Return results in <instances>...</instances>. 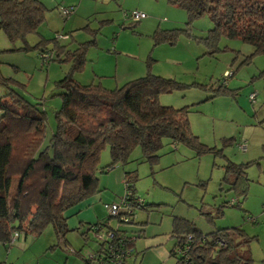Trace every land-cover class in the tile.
<instances>
[{"label":"rangeland","instance_id":"obj_1","mask_svg":"<svg viewBox=\"0 0 264 264\" xmlns=\"http://www.w3.org/2000/svg\"><path fill=\"white\" fill-rule=\"evenodd\" d=\"M41 2L45 7V22L36 33L27 36L26 44L21 40L10 43L0 30V79L15 80L17 84L12 88L45 110L43 145L48 144L55 129L54 114L61 105L58 95L61 91L55 82L69 70V62L53 61L42 65L43 60L34 47L42 41L52 48V40L57 36L59 45L74 50L96 31V45L87 51L85 67L75 74V79L88 84L92 72L103 73L106 76L103 81L107 80L114 88L117 79L122 80L117 84L121 86L128 81L132 70L140 65L144 74L149 64L152 74L172 78L183 85L171 93L161 94L160 104L176 109L190 107L191 132L200 143L215 151L196 155L184 145H177L174 149L165 143L158 162L150 165L143 161L141 151L136 147L125 163L100 172V168L110 161L105 147L100 152L95 172L98 193L109 200L119 201L124 193V173L131 172V180L126 182L134 185L136 195L149 207L147 221H143L147 223L149 233L160 229L171 234L174 217L189 221L204 234L210 233L214 227L238 224H242L243 229L264 227V221L256 225L243 221L241 211L235 207L225 208L224 216L213 219V208L219 209L231 194L225 191L227 187L224 185L220 189L222 166L226 161L248 164L251 182L247 199L254 201L256 185L264 186V53L252 55L251 45L223 36L214 46H208L205 38L212 28L211 21L204 16L187 26L186 11L169 5L166 0ZM66 7H72L73 11L64 16L61 10ZM133 10H142L148 20L142 19L129 28L131 20L125 14ZM158 28H181L182 31L177 32L170 43L155 40L153 32ZM25 45L28 49L21 50ZM250 55L251 58L245 61ZM134 75L135 78L141 76ZM94 82H98V77ZM223 82L231 91L217 94ZM3 89L0 85V91ZM251 94H255L253 101L249 98ZM243 142L247 150L240 147ZM133 173L135 180L132 179ZM104 185L106 188L101 189ZM95 206L101 217L107 216L102 205L96 203ZM76 223L67 224L65 243L55 236L51 225L46 226L40 236L24 238L19 234L12 245L6 247L0 243V264H84V259L97 248V243L84 240L81 231L72 228ZM258 234L264 244V229Z\"/></svg>","mask_w":264,"mask_h":264},{"label":"trees","instance_id":"obj_2","mask_svg":"<svg viewBox=\"0 0 264 264\" xmlns=\"http://www.w3.org/2000/svg\"><path fill=\"white\" fill-rule=\"evenodd\" d=\"M166 1L186 11L187 26L204 16L211 21L212 28L205 38L208 46H214L223 36L251 45L252 55L264 53V0ZM141 20H131L129 28ZM44 22L45 7L40 0H0V30L10 43L21 40L26 44L27 36L36 33ZM180 29L158 28L153 36L156 41L172 43ZM95 32L74 50L59 45L57 36L52 40V48L42 41L34 47L43 60L42 65L69 62V70L55 82L61 91L58 94L61 105L54 114L55 129L45 146V110L17 93L12 88L17 84L15 80L0 79L4 88L0 91V243L6 247L12 245L13 233L24 238L37 237L48 225L60 242H66L65 213L100 191L95 172L105 147L110 161L100 172L125 163L136 147L143 161L150 165L158 162L165 143L174 149L184 145L196 155L215 153L191 132L190 107L176 109L159 102L161 94L171 93L183 85L172 78L152 74L148 63L142 76L114 88L104 87L100 80L83 84L75 79V74L85 67L87 51L96 45ZM25 46L21 50L26 51L28 46ZM226 91L231 89L223 82L216 93ZM247 167V163L235 164L229 160L222 166L220 189L226 186L225 191L232 193L233 200L222 203L219 209L214 207L213 219L224 216L227 207L244 211L241 206L251 182ZM132 175L135 180V173ZM127 180H131V172L124 173V195L132 201L137 195L134 185ZM145 206L143 200L141 209ZM242 219L254 221V217L245 215ZM134 225L135 220L126 223L107 213L104 219L88 225L96 231L111 232L106 241L87 238L85 230L81 236L97 243L92 253L103 259L113 249L129 250L127 264L128 257L133 255L134 238L139 235L137 230L133 232ZM171 235L175 238L170 251L174 264H253L249 245L255 236H249L242 225L214 227L204 234L189 221L174 217ZM187 235L191 236L189 240L184 238ZM88 262L85 258L84 264Z\"/></svg>","mask_w":264,"mask_h":264},{"label":"crops","instance_id":"obj_3","mask_svg":"<svg viewBox=\"0 0 264 264\" xmlns=\"http://www.w3.org/2000/svg\"><path fill=\"white\" fill-rule=\"evenodd\" d=\"M140 11L143 12L142 10ZM146 18L147 16L144 18V21L148 20V18L147 19ZM143 72L144 69L140 68L139 65L135 70H132L130 72L132 74H130L127 77V80H131L135 78L134 74H136V76L141 74L142 76ZM97 77L98 80H100V83L104 87L112 88L113 85H111L110 82H108L107 80L103 81V79H106V76H104L103 73L101 75H97L96 73L92 72V74L89 76L91 82L94 81ZM120 82H122V80L120 81L117 79L115 81L116 84L115 87H117L118 86L117 84ZM244 144L246 147L245 149L247 150V145L246 143ZM256 187L258 188L254 189V193L256 194L255 200L251 201L249 200V198L247 199L248 197V192H247L246 198L241 206L244 211H241L239 209L241 211L242 216L245 215V216L254 217L253 222L247 221L248 223H251L253 225L258 224L259 221H261L262 224V221H264V186L263 188H261L260 186L256 185ZM105 188H106L105 185L101 187V189H105ZM248 191H250V184ZM229 200H233L232 193L230 194ZM110 201L117 202V201L109 200L106 196H103V194L101 195V193L100 194L96 193L95 195L84 200L77 206L69 209L65 213V215L67 216V224L70 225L71 221H73V223L77 221L78 224L76 223L77 224L76 226L75 224H73L74 226L72 225L73 226L72 228L75 227L76 230H80L81 232H83L89 224H93L105 218V217H101L102 215L100 213L99 208L95 206L96 203L102 205L103 208L104 202H110ZM148 208H149L148 205H146L144 209H141L136 212V217H135L136 225L132 226L133 227L132 230L133 232L137 230L138 231L137 233L139 235H137L134 238L133 255L131 254V256L128 257L127 264H174V259L171 257L170 251L172 250V247L175 243V238L169 233L167 234L161 232L160 229H158L159 231L153 230L152 233H149L148 231L149 227H147V223L146 222L143 223L145 219L147 221L148 217H146V214L149 212ZM75 217L77 220L75 219ZM238 225H242V224H238ZM257 228H258L257 230L251 229L249 227L244 229L246 230L245 232L249 236H255V239H253L249 245L250 255L251 258L253 259V264H264V244L261 243V240L259 238L260 235L258 234L261 229H264V227L260 225ZM170 242L173 245L172 244L169 245Z\"/></svg>","mask_w":264,"mask_h":264},{"label":"built area","instance_id":"obj_4","mask_svg":"<svg viewBox=\"0 0 264 264\" xmlns=\"http://www.w3.org/2000/svg\"><path fill=\"white\" fill-rule=\"evenodd\" d=\"M71 13V8L66 7L62 8L61 14L64 16H67ZM128 18L132 21H139L143 18L146 17L145 13L133 10L128 13ZM230 73L227 74L229 76ZM250 100H254V94H251L249 96ZM240 147L245 150V144L244 142L240 145ZM141 207H143V199L139 196H134L133 200L130 201L128 199V196L123 195L122 198H120L119 201L117 202H112V203H104L103 208L106 210V212L112 216V217H117L119 220H122L123 222L129 223L131 220H135L136 217V212L141 210ZM251 220V219H249ZM111 232H108L107 234L105 232H100L99 230H95L93 227H88L85 229V236L87 238L94 239L98 242H104L106 239H108L109 236H111ZM18 234L13 233L11 238H10V243H14L15 240L17 239ZM187 240L191 238L190 235L185 236ZM186 249L189 248L187 245L185 247ZM120 249L118 248L117 250H111L110 253H108V257H105V259L101 258L102 256L96 255L94 253H90L86 259L89 261V264H126L125 263V258L129 255V250L126 251H119ZM72 251V250H71ZM125 254V255H124Z\"/></svg>","mask_w":264,"mask_h":264}]
</instances>
